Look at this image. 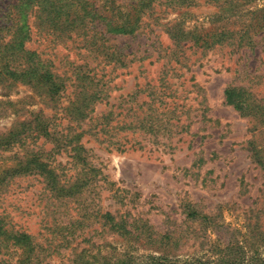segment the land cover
I'll return each mask as SVG.
<instances>
[{
	"label": "rangeland",
	"instance_id": "374dc122",
	"mask_svg": "<svg viewBox=\"0 0 264 264\" xmlns=\"http://www.w3.org/2000/svg\"><path fill=\"white\" fill-rule=\"evenodd\" d=\"M66 1L70 18L81 13V0ZM94 1L111 15L138 0ZM162 1L133 34H108L123 62L104 77L110 80L102 82L90 126L89 119L73 122L84 131V169L70 146L54 151L44 137L5 142L10 130H24L23 121L36 123L40 110L56 131L69 123L30 85L0 80V225L49 247L39 264H75L80 253L77 264H264V119L241 114L224 98L235 86L264 105V0ZM21 19L32 28L45 23L34 14ZM223 28L233 30L225 41L193 44L195 33ZM39 32L30 47L52 46L63 69L85 52L68 39L42 44ZM100 124L119 128L96 134ZM32 152L63 181L87 177L88 185L75 198L58 199L39 175L9 177ZM106 212L129 232L110 230ZM67 222L72 234L61 229ZM2 237L0 264H16L18 251Z\"/></svg>",
	"mask_w": 264,
	"mask_h": 264
},
{
	"label": "trees",
	"instance_id": "16d2710c",
	"mask_svg": "<svg viewBox=\"0 0 264 264\" xmlns=\"http://www.w3.org/2000/svg\"><path fill=\"white\" fill-rule=\"evenodd\" d=\"M0 1L3 3L0 5V12H2L0 15V80L30 85L48 103L55 106L58 104V109L62 110V118L69 123L66 132L56 131L52 128L51 122L42 116L43 110H40L35 118L36 123L31 125V121H23L24 130H10L4 138L5 142L14 146L16 142L25 143L28 137L31 139L44 137L53 142L54 146L51 149L54 151L70 146V149L75 152L76 161L86 165L84 153L86 150L80 142L84 131L76 132L75 127L77 126H74L73 122L83 123L89 119L86 125L90 126L92 120L95 119L91 114L95 111V105L101 101L104 92L102 82L106 84L110 80V77L106 79L104 77L112 73L123 62L119 53L110 50L112 45L107 43L108 34H133L141 25L149 22L152 14L156 12V5L163 1L138 0L125 13L104 15L100 13L98 6H95L94 0H81V13L73 18H70L72 4L66 0H15L14 3L9 0ZM165 1L178 6H186L198 0ZM203 1L216 2L218 0ZM22 13L26 16L34 14L40 19L42 17L45 23L35 25L33 28L32 25L24 22L20 25ZM26 20L27 18L25 22ZM39 31H44L45 38L40 41L42 44L48 39L50 43L59 39H68L76 50H84L85 52L77 54V56H82V62H77V56H73L68 60L69 68L63 69L61 59L52 57V46L45 45L43 49L31 48L29 44L37 42L41 37ZM232 31L226 28L201 30L195 33L193 44L206 49L213 44L225 41ZM47 48L51 50L47 51ZM68 56L67 54L66 57ZM71 66L73 70L70 69ZM71 87H74V90L67 92ZM62 96L68 98L66 103H62ZM224 98L227 104L233 105L241 114L252 115L257 118L258 122L263 121L262 99L252 98L249 91L227 86L224 89ZM108 116L106 115L105 119ZM125 126L132 129L134 125L132 122L129 124L124 122L122 127ZM114 128H119V125H112L107 130L100 124L96 134L108 132ZM41 156L39 152H32L30 157L19 159L18 166L12 169L8 176L14 177L23 173L39 175L43 177L51 194L58 199L75 198V195L82 192L81 188L88 185L87 177H78L72 182L63 181L57 176L49 162ZM195 212H188V215L195 216ZM103 217L110 230L120 235L129 232L126 226L115 220L109 212H106ZM73 224L67 222L61 226V229L67 234H72L74 229L70 227ZM0 235H3L2 240L5 241L6 246L9 244L18 251L16 264H39L43 251L49 248L38 244L32 234L13 227L3 229L0 225ZM84 250L83 248L81 252ZM80 258L81 253L74 260L75 264ZM163 258L165 257H157V259ZM198 264L205 263L199 262Z\"/></svg>",
	"mask_w": 264,
	"mask_h": 264
}]
</instances>
